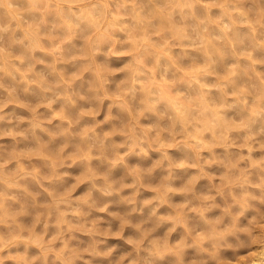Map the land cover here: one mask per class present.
<instances>
[{
  "label": "rangeland",
  "instance_id": "374dc122",
  "mask_svg": "<svg viewBox=\"0 0 264 264\" xmlns=\"http://www.w3.org/2000/svg\"><path fill=\"white\" fill-rule=\"evenodd\" d=\"M0 264H264V0H0Z\"/></svg>",
  "mask_w": 264,
  "mask_h": 264
},
{
  "label": "clouds",
  "instance_id": "9594fccd",
  "mask_svg": "<svg viewBox=\"0 0 264 264\" xmlns=\"http://www.w3.org/2000/svg\"><path fill=\"white\" fill-rule=\"evenodd\" d=\"M242 246H244V242L241 241L238 243V247H242Z\"/></svg>",
  "mask_w": 264,
  "mask_h": 264
}]
</instances>
